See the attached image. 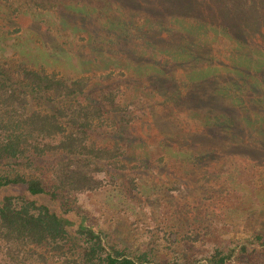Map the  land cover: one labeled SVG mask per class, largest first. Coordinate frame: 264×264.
Here are the masks:
<instances>
[{
  "label": "rangeland",
  "instance_id": "374dc122",
  "mask_svg": "<svg viewBox=\"0 0 264 264\" xmlns=\"http://www.w3.org/2000/svg\"><path fill=\"white\" fill-rule=\"evenodd\" d=\"M0 61L112 72L127 111L97 138L128 168L78 196L111 241L172 259L264 233V0H0Z\"/></svg>",
  "mask_w": 264,
  "mask_h": 264
},
{
  "label": "trees",
  "instance_id": "16d2710c",
  "mask_svg": "<svg viewBox=\"0 0 264 264\" xmlns=\"http://www.w3.org/2000/svg\"><path fill=\"white\" fill-rule=\"evenodd\" d=\"M14 72L0 61V264H261V231L202 257L163 259L111 241L78 196L104 188L107 168H128L124 144L97 138L127 111L112 72L71 80L26 64Z\"/></svg>",
  "mask_w": 264,
  "mask_h": 264
}]
</instances>
